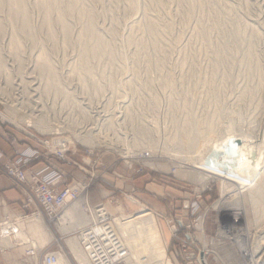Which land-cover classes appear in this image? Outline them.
Wrapping results in <instances>:
<instances>
[{"label":"rangeland","instance_id":"rangeland-1","mask_svg":"<svg viewBox=\"0 0 264 264\" xmlns=\"http://www.w3.org/2000/svg\"><path fill=\"white\" fill-rule=\"evenodd\" d=\"M73 1L75 5L78 3L72 11L73 16L70 12L59 21L55 11L43 16L45 12L41 4L44 2L41 0H35L36 3L34 0H24L31 32L26 38H18L20 36L16 34V28L20 19L16 18L12 22L8 17V5L4 4L0 10V20L3 21L0 22L5 30L0 37V97L5 101H0V113L1 118L5 116L3 124L22 136L27 132L42 141L57 142L64 139L69 144L66 159L78 163L84 169H77L84 178L76 183L88 186L84 199L81 198L78 203L86 214V221L68 220L63 226L65 231L60 230L55 222L49 226L42 221L53 235L52 240L40 248L43 251L40 250L33 259L27 258L23 255V248L19 247L20 241L11 240L9 246L0 244V253L7 256V253H14L17 249L19 253L12 254L11 260L4 264H41V253L48 248L56 250L58 245L67 262L76 264L69 254L66 241L73 239L74 234L88 223V208L95 206L90 201L91 194L97 196L96 205L103 204L114 220L120 216L130 219L142 210L151 213L165 250L161 264H198L189 258H197L198 251L203 249L207 239L196 235L194 244L184 245L188 231L179 227L177 222L185 228L189 223H184L182 212L190 209L189 199L185 197L192 195L195 202L201 201L202 208L208 207L206 234L210 236L215 228L213 221L216 212L219 213L214 211V204L220 199L221 183L220 180L211 179L201 183L198 180V173L201 172L190 168L200 155L193 147L194 141L208 144L222 138L227 130L232 129L233 134L242 139L243 151L248 155L244 162L263 158L264 104L260 103L259 98L264 93V0ZM79 7L89 18L80 13V9L78 11L82 15L75 13ZM47 19L48 29L44 27ZM89 21L93 23L92 26L88 25ZM84 25L90 29L93 27L91 30L98 33L96 37L99 43L103 41L101 47H105L107 52L102 48L105 54L101 55V60L100 56L94 57L89 52L98 42L92 41V46L93 43L80 34L85 31L82 28ZM63 27L69 28L66 38ZM13 38L20 41L15 52L9 47V41ZM85 49H88V54ZM39 53L40 57L47 56L41 59ZM41 62H46L43 65L45 67L51 63L48 67L51 71H44L49 76L44 72L39 73ZM81 65L85 67L82 69ZM74 67H78V71ZM257 69L259 72H256ZM81 82L84 86L80 85ZM65 98L69 99L68 102ZM33 117L42 118L47 129H53L54 132L50 135L40 134L36 129L26 127V122ZM74 133L95 136L97 140L99 138V143L93 148L81 146ZM223 140L216 142L217 145L223 147ZM215 146L210 143L207 149ZM126 151L148 156V160L126 159ZM174 168L178 169L172 173ZM183 172L201 188L196 191L187 185L175 189L173 180ZM207 183L210 191L206 190L208 199L204 201L201 189ZM231 191L233 184H226V194ZM248 193L249 190L243 192ZM82 201L85 202L83 205ZM178 202L180 204H176ZM186 205L188 210L183 209ZM117 209L121 212H117ZM31 212L30 209L22 214L29 215ZM203 212L205 210L198 216ZM20 215L5 217L18 218ZM27 220L19 222L18 226L27 239L37 245L35 238L28 232ZM144 257L142 255L141 261L147 264L149 261ZM128 264L137 263L131 259ZM207 264L216 263L209 258Z\"/></svg>","mask_w":264,"mask_h":264},{"label":"bare ground","instance_id":"bare-ground-1","mask_svg":"<svg viewBox=\"0 0 264 264\" xmlns=\"http://www.w3.org/2000/svg\"><path fill=\"white\" fill-rule=\"evenodd\" d=\"M42 3V9H44L43 11L45 12V14H43V16L47 15L48 13H50V11H55L56 14H58L59 16V21H62L64 19V17L70 13L71 16L72 15V11L75 9L76 4L75 5V1L73 0H64V1H61V0H41ZM151 1V0H150ZM154 1V0H153ZM35 2V0H34ZM77 2V1H76ZM184 2V0H183ZM26 3V1H25ZM24 3V0H0V10L4 7V4L8 5V7H5L7 9L10 10V12L8 13V17L12 20L16 19V18H19L20 19V22L19 24L17 25V28H16V34L20 37L18 38H26V36L31 33L29 32V24H28V13L26 11V4ZM36 3V2H35ZM34 3V4H35ZM156 3V2H155ZM30 5V4H29ZM27 5V6H29ZM33 5V4H32ZM39 5V6H41ZM128 5V4H127ZM156 5V4H155ZM38 6V7H39ZM32 7V6H31ZM30 7V8H31ZM37 7V6H36ZM78 7V6H77ZM132 7V6H131ZM134 7V5H133ZM34 8V7H32ZM127 8V7H126ZM41 9V10H42ZM79 8H77L76 12L75 13H79ZM86 9V8H85ZM84 9V10H85ZM8 10V11H9ZM12 10V12H11ZM36 10V9H35ZM88 10V9H87ZM127 10V9H126ZM159 10V9H158ZM6 11V10H5ZM80 13H83L82 9H80ZM93 11V10H92ZM91 11V12H92ZM137 11V10H136ZM135 11V12H136ZM151 11V10H150ZM156 11V10H155ZM39 12V11H37ZM40 13V12H39ZM79 13V14H80ZM95 13V12H94ZM186 13V11H185ZM52 14V13H50ZM69 14V15H70ZM85 14V13H83ZM82 15V14H80ZM86 15V14H85ZM95 16V14H93ZM109 15V14H108ZM42 16V15H41ZM68 16V15H67ZM75 18H77V15L75 14ZM88 14L85 16L87 18ZM93 16V17H94ZM106 16V15H105ZM147 16V15H146ZM7 17V16H6ZM7 17V18H8ZM84 17V15H83ZM92 17V16H91ZM92 21H93V18H91ZM110 17V16H109ZM108 17V18H109ZM6 18V19H7ZM71 19H73L72 17H69ZM89 18V16H88ZM150 18V17H149ZM41 19V18H40ZM45 19V17H44ZM83 20V18H80ZM89 19V20H90ZM110 19V18H109ZM152 19V18H151ZM251 19V18H250ZM9 20V21H11ZM2 21V20H0ZM81 21V20H80ZM91 21V22H92ZM116 21V20H115ZM114 21V22H115ZM3 22V21H2ZM8 22V21H7ZM77 22H78V19H77ZM86 22H84L85 24ZM88 25L90 24V21L87 22ZM112 23V22H111ZM116 23V22H115ZM114 23V24H115ZM11 24V23H10ZM93 24V23H92ZM92 24H90L92 26ZM246 24V23H245ZM3 24H1L0 22V37L2 36L3 34V27H2ZM48 25H49V20H45L44 22V27L48 29ZM72 26V24H69ZM81 25V24H80ZM117 25V24H116ZM11 26V25H10ZM70 26V27H71ZM247 26V25H245ZM82 27V26H81ZM80 27V28H81ZM89 27V26H88ZM88 27H82L85 31L83 33H80L82 34V37L84 38H87L90 42L94 41V42H98V45H96L95 47H91V50H89V52H91L92 56L94 57H99V60H101V55L103 54L102 52L106 51L105 47H101L102 44H103V41H100L99 43V40H98V37H96V35L98 33H93L95 31H92L93 27L90 29H88ZM134 27V26H133ZM131 27V28H133ZM72 28V27H71ZM88 30H87V29ZM248 28V26H247ZM5 29V28H4ZM68 29L67 27H63V34H64V37L66 38L67 35H68ZM115 29V27H114ZM238 29V28H237ZM245 29V28H244ZM80 30V29H79ZM91 30V32H90ZM134 30V29H132ZM151 30V29H150ZM240 30V29H239ZM70 32L72 30H69ZM82 31V29H81ZM106 31V30H105ZM110 31V30H109ZM12 32V31H11ZM15 32V31H14ZM49 32V31H48ZM99 32V31H98ZM131 32V31H130ZM164 32V31H163ZM201 32V31H200ZM199 32V33H200ZM238 32V31H237ZM34 33V32H33ZM158 33V32H157ZM206 33V32H205ZM236 33V32H235ZM12 34V33H11ZM10 34V35H11ZM49 34V33H48ZM73 34V32H72ZM72 34H70L72 36ZM79 34V36H80ZM130 34V33H129ZM132 34V33H131ZM152 34H153V31H152ZM160 34V33H159ZM254 34V33H253ZM102 35V34H100ZM228 35V34H227ZM225 35V36H227ZM232 35V34H231ZM237 35H239L237 33ZM248 35V34H247ZM31 36V35H30ZM79 36H77L79 38ZM103 36V35H102ZM244 36V35H243ZM250 36V34H249ZM256 36V35H255ZM16 37V36H15ZM52 37V36H51ZM74 37V36H73ZM81 37V36H80ZM128 38H130L128 35H127ZM132 37V36H131ZM134 37V36H133ZM162 37V35H161ZM229 37V36H228ZM232 37V36H231ZM239 37V36H238ZM29 38L30 40V37H27V39ZM62 38V37H61ZM83 38V39H84ZM127 38V39H128ZM225 38V37H224ZM254 38V37H253ZM33 39V38H32ZM55 39V38H54ZM75 39V38H74ZM237 39V37H236ZM244 39V38H242ZM250 39V38H247V40ZM252 39V38H251ZM17 39L13 38L9 41V43L11 44V47L12 50L15 49L17 46V42L16 41ZM23 40V39H22ZM27 40V41H29ZM62 40V39H61ZM80 40V39H79ZM82 40V39H81ZM166 40V39H165ZM164 40V42H166ZM246 40V39H245ZM57 41V40H56ZM69 41V39H68ZM73 41V40H72ZM76 41V39H75ZM84 41V40H83ZM82 41V42H83ZM130 41V40H128ZM158 41V40H157ZM8 42V41H7ZM89 42V43H90ZM94 42H92L93 44H91L92 46L94 45ZM153 42V41H152ZM251 42V41H250ZM254 42V41H253ZM32 43V42H31ZM34 43V42H33ZM32 43V44H33ZM53 43V42H52ZM55 43V41H54ZM65 43V42H64ZM71 43V42H70ZM85 44V42H83ZM130 42H127V44H129ZM141 43V41L139 42ZM235 43V42H234ZM248 43V42H247ZM48 44V43H47ZM66 44V43H65ZM82 44V43H81ZM101 44V45H100ZM126 44V45H127ZM250 44V43H249ZM252 46H253V43H251ZM8 45V44H7ZM20 45V44H19ZM46 45V44H44ZM54 46L56 44H53ZM63 45V43H62ZM109 45V44H107ZM105 45V46H107ZM130 45V44H129ZM132 45V44H131ZM135 45V44H134ZM145 45V44H144ZM161 45V44H160ZM66 46V45H65ZM85 45H83L84 47ZM128 46V45H127ZM142 46V45H141ZM222 45H220L221 47ZM8 47V46H7ZM30 47V46H29ZM56 47V46H55ZM86 47V46H85ZM84 47V48H85ZM90 47V46H89ZM163 47V46H162ZM255 47V46H254ZM57 48V47H56ZM102 48L104 49V51L102 50ZM139 48V46H138ZM17 49V48H16ZM16 49L14 50V52L16 51ZM31 49V47H30ZM51 49V48H50ZM54 49V48H52ZM146 49V47H145ZM160 49V48H159ZM219 49V47H218ZM221 49V48H220ZM223 49V48H222ZM9 50V49H8ZM18 50V49H17ZM20 50V49H19ZM47 50V49H46ZM83 50V49H82ZM88 50V49H87ZM85 49V52L87 51ZM217 50V49H216ZM44 51V49H43ZM54 51V50H53ZM221 51V50H220ZM19 52V51H18ZM17 52V53H18ZM84 52V53H85ZM107 52V51H106ZM136 52V51H135ZM215 52V51H214ZM224 52V51H223ZM32 53V51H31ZM48 53V52H47ZM83 53V52H81ZM143 53V52H142ZM222 53V51L220 52ZM248 53V52H247ZM80 54V50H79V53ZM86 54H88V52H86ZM105 54V53H104ZM104 54L102 56H104ZM140 54V53H139ZM224 54V53H223ZM11 55V54H10ZM39 57L41 56L40 53L38 54ZM82 55H85V54H82ZM121 55V54H120ZM135 55V54H134ZM142 55V54H141ZM144 55V54H143ZM217 55V54H216ZM222 55V54H221ZM253 55V54H252ZM47 56V55H45ZM45 56L42 55V57L44 58ZM79 56V55H78ZM81 56V55H80ZM91 56V57H92ZM114 56V55H113ZM145 56V55H144ZM247 56V55H246ZM42 57H40L42 59ZM93 57V58H94ZM134 57V56H133ZM222 57V56H220ZM249 57V56H248ZM247 57V58H248ZM39 58V60H40ZM86 58V57H84ZM83 58V59H84ZM121 58V57H120ZM1 59V58H0ZM4 59V58H3ZM16 59V58H15ZM80 59V58H79ZM82 59V58H81ZM142 59H143V56H142ZM220 59V58H218ZM250 59V57H249ZM21 60V59H20ZM19 60V61H20ZM48 60V59H47ZM88 59L86 58V61ZM96 59L94 58V61ZM99 60H97L99 62ZM117 60V59H116ZM133 60V59H132ZM136 60V59H135ZM134 60V61H135ZM42 61V60H41ZM44 61V59H43ZM85 61V63H86ZM113 62V60H111ZM137 61V60H136ZM247 61V60H246ZM48 63L50 61H47ZM82 62V61H81ZM96 62V61H95ZM107 62V60H106ZM105 62V63H106ZM2 63V62H0ZM22 63V62H20ZM44 63V62H43ZM41 62V65L39 67V73H43L46 69H48V67H50L49 64L48 66H43L45 65V63L43 64ZM80 62L78 61V64ZM104 63V64H105ZM108 63V62H107ZM137 63V62H136ZM220 63V62H219ZM256 63V62H255ZM10 64V63H9ZM83 64V63H82ZM112 64V63H111ZM116 64V63H115ZM250 64V63H249ZM253 64V63H252ZM1 65V64H0ZM85 65V64H84ZM84 65H81L83 69V66ZM110 65V64H109ZM52 66V65H51ZM80 66V65H79ZM86 66V65H85ZM84 66V67H85ZM251 66V65H250ZM258 66V65H257ZM1 67V66H0ZM3 67V66H2ZM76 67V66H75ZM74 67V68H75ZM87 67V66H86ZM92 67V65L90 66ZM106 67V66H105ZM114 67V66H113ZM6 68V67H5ZM51 68H54V67H51ZM78 68V67H77ZM76 69V71H78ZM110 68V67H109ZM1 69V68H0ZM31 69V68H30ZM86 70V68H84ZM89 69V68H88ZM92 69V68H91ZM112 69V68H111ZM255 69V68H254ZM49 70V69H48ZM53 70V69H52ZM56 70V69H55ZM80 70V69H79ZM90 70V69H89ZM88 70V72H89ZM194 70V69H193ZM51 71V70H49ZM81 71V70H80ZM84 71V70H83ZM94 72V70H92ZM196 71V70H195ZM255 71V70H254ZM47 72V71H46ZM87 72V71H86ZM85 72V73H86ZM92 72V73H93ZM256 72H259L258 69ZM45 73V72H44ZM52 73H54L52 71ZM84 73V72H82ZM81 73V74H82ZM91 73V74H92ZM198 73V72H196ZM263 73V72H262ZM46 74V73H45ZM48 74V72H47ZM46 74V75H47ZM56 74V72H55ZM90 74V73H88ZM102 74V73H101ZM194 74V73H193ZM45 75V77H47ZM50 74H48L49 76ZM41 76V75H40ZM52 76V75H51ZM56 76V75H55ZM84 76V75H83ZM91 76V75H90ZM43 77V76H42ZM44 77V78H45ZM54 77V75H53ZM89 77V76H88ZM258 77V76H257ZM264 78V76H262ZM49 78V77H48ZM55 78V77H54ZM195 78V77H194ZM206 78V77H205ZM259 78V77H258ZM40 79H43V78H40ZM191 79V78H190ZM203 79V78H202ZM47 80V79H46ZM49 81H51V79L49 78L48 79ZM56 80V78H55ZM259 80V79H258ZM33 81V80H32ZM54 81V80H53ZM262 81V80H260ZM42 82V81H41ZM47 83V81H45ZM136 82V81H135ZM52 83V82H51ZM50 83V85H52ZM258 83V81H257ZM171 84V83H170ZM169 84V85H170ZM262 84V83H260ZM46 85V84H45ZM49 85V84H48ZM80 85H82V82L80 83ZM129 85V84H128ZM43 86V85H42ZM57 86V85H56ZM84 86V85H82ZM81 86V87H82ZM153 86V85H152ZM47 87V85H46ZM49 87V86H48ZM47 87V88H48ZM55 87V86H54ZM144 87V86H143ZM163 87V86H162ZM257 87V86H256ZM44 88V87H43ZM46 88V89H47ZM84 88V87H83ZM170 88V87H169ZM45 89V88H44ZM45 89V90H46ZM51 89V88H50ZM152 89V88H151ZM261 89V88H260ZM44 90V91H45ZM49 90V89H48ZM47 90V92H48ZM56 90V89H55ZM59 90V89H58ZM84 90V89H83ZM154 90V89H153ZM42 91V90H41ZM46 92V91H45ZM43 93V91H42ZM261 97L259 98L260 100V103L264 104V93L262 95H260ZM169 98V97H168ZM67 99V98H65ZM69 99H67V102H68ZM170 100V98H169ZM0 101L2 103H5V101L3 99H1L0 97ZM161 104V103H160ZM157 106V105H156ZM11 109V107H10ZM126 109L127 106H126ZM124 108V110H126ZM80 112V111H79ZM127 114H128V111H127ZM154 114V113H153ZM84 115V114H82ZM39 116V115H38ZM127 116V115H126ZM125 116V118H126ZM156 116V115H155ZM5 117V116H4ZM2 118V120H5V118ZM35 117V116H34ZM28 118L29 120L26 122V127L28 128H33L34 130L36 129L38 132H40V134H51V132H54L53 129H47V125L46 123L43 122L42 118L41 119H37V118ZM15 122H17L15 120V118H12ZM11 120V119H10ZM45 121V120H44ZM24 123V122H23ZM233 123V122H232ZM25 125V123H24ZM233 125V124H232ZM63 126V125H62ZM227 126V125H226ZM52 127V126H51ZM232 127V126H231ZM73 128V127H72ZM181 128V127H180ZM197 128V127H196ZM215 128V127H214ZM75 129V128H74ZM218 130V129H217ZM151 131V130H150ZM154 131V130H153ZM78 132V131H77ZM200 132V131H199ZM198 132V133H199ZM82 133H74V137L75 139L81 144V146H84V147H88V148H93L95 147L99 142V138L97 140V138L95 136H90V135H81ZM196 134V133H195ZM205 134V133H204ZM203 134V135H204ZM209 134V133H208ZM213 134V133H212ZM157 135V134H156ZM155 135V136H156ZM47 136V135H46ZM158 136V135H157ZM205 137V136H204ZM210 137L214 138L213 136L210 135ZM159 138V137H158ZM170 138V137H169ZM192 138V137H191ZM165 139V138H164ZM182 139V138H181ZM195 139V138H194ZM204 139V138H202ZM221 139H224L223 141L224 142V145L223 147H220L217 145L216 142L220 141ZM57 140V139H56ZM64 140V139H63ZM75 140V141H76ZM104 140V139H103ZM167 140V139H165ZM193 140V139H192ZM240 140V141H239ZM53 141V140H52ZM102 141V140H100ZM160 141V139L158 140ZM242 139L238 138L236 135L233 134V130L232 129H229V131L227 130V132L225 133V135L220 138V139H217L215 141H210L211 144H214L216 145L215 148H211V149H207V146L208 144L204 143V144H201L205 141H194L196 142L195 145H193L194 149L196 148V152L197 154H200L197 158V160L192 164V166L190 167L192 170H195L196 172H201V173H198L200 176L198 178L199 181H202L201 183H204L205 181H208V180H220V183H221V196H220V199L218 200V202L216 204H214V208H215V211H218V212H226L230 209V207H234V208H240V210L243 211L244 215H245V218H246V214L244 212V209H243V204H242V194L243 192L245 191H248L249 190V193L248 195L251 194V191L253 189H256L258 187V185L264 183V151H262L263 153V158L261 160H257V161H253V160H248L247 162H244V160H246V157L248 156L246 152H244V148H243V145H241ZM55 142V141H54ZM60 140L57 142L59 143ZM106 142V141H104ZM170 143V142H169ZM117 144V143H116ZM166 144V143H165ZM183 144V143H182ZM185 144V143H184ZM263 144V143H262ZM100 145V144H99ZM239 145H241L240 147H238ZM185 146V145H184ZM188 146V145H187ZM162 147V146H161ZM186 147V146H185ZM192 147V148H193ZM201 147H204L205 149L202 151L201 150ZM264 147V146H262ZM158 148V147H157ZM183 148V147H182ZM200 149V150H199ZM190 150V149H189ZM220 150H223L221 153H220ZM232 150H236L237 154L235 155V153H233ZM116 151V150H115ZM120 151V150H119ZM186 152V150H185ZM195 152V153H196ZM123 153V152H122ZM121 153V154H122ZM174 154V153H173ZM123 156V154H122ZM124 157L127 159H131V160H148V156L147 157H144L143 155L141 154H134V153H127V151L124 153ZM152 158V157H151ZM150 159V158H149ZM193 159V158H192ZM180 168V167H179ZM185 168V167H184ZM178 169V168H177ZM182 169V168H180ZM197 181V180H196ZM228 183H231L233 184V191L229 192L228 194H226V184ZM208 184V183H207ZM254 194V193H253ZM249 198V197H248ZM251 198V197H250ZM84 199V197H83ZM254 199V198H253ZM249 200V199H248ZM252 201V200H251ZM80 202V200L75 203V204H72L69 208H67L63 213L62 215L57 219V221H55V224L58 228L63 229L64 230V223H66L68 220H72V221H81V223H85L86 221V214L80 209V207L78 206V203ZM132 202V201H131ZM85 202L82 201L81 204L83 205ZM254 203V202H253ZM252 204V203H251ZM81 206V205H80ZM83 207V206H82ZM242 208V209H241ZM260 209V208H259ZM84 210V209H83ZM121 210L120 209H117V212ZM34 217V218H33ZM32 218V219H31ZM28 222V232L29 234L33 237V239L35 238L36 242H37V245L35 244V249L39 250L40 248L44 247V245L48 244V242H50L52 240V236H51V233L50 231L48 230L47 226L45 225L44 222H42V220L37 217V216H32L29 218V220H27ZM32 221V222H31ZM76 222V223H77ZM114 224H115V230L117 232V235L119 237V239L121 240L123 246L125 247V249L127 250V262L129 263L132 260L136 261L137 264H144V262L146 263V261H141L142 259V255L145 256L147 258V260L149 261L147 264H161L160 261H162L165 257V250H164V247L162 245V242H161V239L159 237V234H158V231H157V226H156V222H155V219L153 218L152 214L151 213H147L145 210H142L140 212V214L136 215L135 217H131L130 219L127 218L125 219L123 216H120L118 217L117 219L114 220ZM67 225V224H66ZM70 227V226H69ZM11 228H14L13 226H11ZM19 230L16 231V234L13 236V238L9 239L8 237H3L0 235V244L1 245H5V246H9L12 242L11 240H19V241H23V240H26L27 237H26V234L23 233L22 230H20V226H18ZM66 228V227H65ZM66 230V229H65ZM64 230V231H65ZM1 231H4V228L3 227H0V233ZM62 233V232H61ZM12 246V245H11ZM14 246H16L14 244ZM39 247V248H38ZM66 247L69 251V254H71V256L73 257V259L75 260L76 264H88L87 262V259L86 257L84 256V254L82 253V251L80 250L79 248V244H78V241L76 238H73V239H67L66 241ZM144 257V258H145ZM157 262V263H156ZM58 264H69L67 262V260L65 259V257L63 256V254L59 253L58 254ZM203 264V263H202Z\"/></svg>","mask_w":264,"mask_h":264},{"label":"built area","instance_id":"built-area-1","mask_svg":"<svg viewBox=\"0 0 264 264\" xmlns=\"http://www.w3.org/2000/svg\"><path fill=\"white\" fill-rule=\"evenodd\" d=\"M0 122L3 123L2 118ZM23 134L25 138L32 139L42 148L43 156L51 155L57 160H66V154L69 152L67 142L63 140L59 143L58 141H42L27 132ZM38 158L37 156L35 159ZM72 165L80 171L84 170L78 163L72 162ZM176 169L174 168L172 173H175ZM0 170L22 193L23 208L32 210L29 215L21 213L18 218L5 217L2 219L0 227H3L4 231H1L0 235L9 239L13 238L19 230V222H25L28 216H37L50 226L57 221L69 205L83 198L88 190L87 184L83 183L57 189L45 184L30 170L11 162L2 165ZM89 177L92 178V175ZM205 190L210 191V188L207 186ZM205 190L201 189V192ZM183 209L188 210V205ZM207 212L208 210H205L198 218L190 220L186 228L182 223L177 222L179 227L188 231L184 237V245L192 242L194 244L196 235L201 236L203 240L207 239L206 245L198 251L197 258H189L191 261L207 264V259L211 258L216 264H264V225L248 227L243 211L240 208L230 207L226 212H216L214 231L210 237H206L204 226L208 216ZM88 213V223L74 234L88 264H128V252L114 229V219L106 207L100 203L88 208ZM34 246L32 241L26 239L20 241L19 247L23 248L21 249L24 256L33 259L35 254L42 249L37 250ZM182 248L185 249L184 246ZM59 253L63 254L59 245L56 246V250L48 248L41 253V264H58Z\"/></svg>","mask_w":264,"mask_h":264},{"label":"crops","instance_id":"crops-1","mask_svg":"<svg viewBox=\"0 0 264 264\" xmlns=\"http://www.w3.org/2000/svg\"><path fill=\"white\" fill-rule=\"evenodd\" d=\"M37 156L39 158L35 159ZM74 160L77 161V157H75ZM9 162L30 170L45 184L57 189L71 186L84 178L83 174L79 173L77 168L72 165V161L68 159L57 160L51 155L46 157L43 156V150L36 142L30 138H25L0 122V167ZM191 180L190 176L185 172L179 173L175 180H173L175 184L174 188L181 189L188 185L197 191L200 186H197L196 183ZM207 186L209 185L203 186L202 189L205 190ZM203 196V200L207 201L208 197L206 190L203 192ZM185 198L189 199L190 209L182 212L184 223L189 222L191 219L198 218L201 211L208 209L206 206L203 208L201 207V201L198 203L195 202L192 195ZM23 201V195L20 190L0 170V221L5 216L28 212L30 209L23 208ZM90 201L92 205H96L97 196L91 194ZM176 204H180V202ZM242 204L248 227L264 225V183L258 185L256 189H253L250 195L243 194ZM179 213L181 212L179 211ZM208 222L209 216H207L204 226L206 237H210L213 233L212 231L210 236L206 234ZM13 252L14 253H7V256L4 253H0V264H4L11 260L12 254L17 255L19 249Z\"/></svg>","mask_w":264,"mask_h":264},{"label":"water","instance_id":"water-1","mask_svg":"<svg viewBox=\"0 0 264 264\" xmlns=\"http://www.w3.org/2000/svg\"><path fill=\"white\" fill-rule=\"evenodd\" d=\"M232 151H233V153H235V155L237 154L236 150H232Z\"/></svg>","mask_w":264,"mask_h":264}]
</instances>
